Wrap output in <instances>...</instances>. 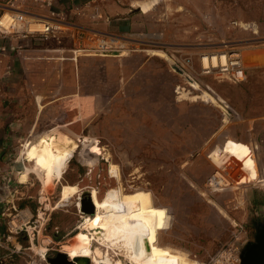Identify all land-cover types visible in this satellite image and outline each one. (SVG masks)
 Returning <instances> with one entry per match:
<instances>
[{
    "label": "rangeland",
    "instance_id": "rangeland-1",
    "mask_svg": "<svg viewBox=\"0 0 264 264\" xmlns=\"http://www.w3.org/2000/svg\"><path fill=\"white\" fill-rule=\"evenodd\" d=\"M187 1L207 9L206 20L187 13L182 6ZM14 3L31 12L47 10L29 0ZM152 10L153 29L130 37L117 35L123 41L112 45L107 40L108 48L95 53L122 57L126 51V56L139 52L141 63L146 57L148 64L123 83L112 104L102 105L79 127L65 126L58 106L43 110L38 102L26 110L20 103L11 105L10 81L1 79L6 93L0 96V237L10 248H19L1 264H46L36 247L42 243L48 248L49 262L62 252L60 243L72 237L81 221L73 203L56 204L60 183L43 191L39 175L62 134L81 143L63 181L78 182L82 199L90 186L101 196L116 185L103 158L108 152L124 187L133 186L163 210L156 242L176 252L177 264H241L248 244L264 229V0H158ZM245 22L253 23L254 29L242 28ZM237 48L248 66L243 80L200 72V52ZM186 74L198 88L186 82ZM177 84L186 91L176 93ZM90 157L97 163L88 173ZM21 169L29 171L25 183L18 179ZM215 170L223 173L227 184L211 189L207 178ZM27 206L33 215L6 243L3 234L9 222L19 226ZM29 226L32 242L25 231L27 227L30 232ZM45 238L50 242H41ZM6 252L0 248L1 256Z\"/></svg>",
    "mask_w": 264,
    "mask_h": 264
},
{
    "label": "crops",
    "instance_id": "crops-1",
    "mask_svg": "<svg viewBox=\"0 0 264 264\" xmlns=\"http://www.w3.org/2000/svg\"><path fill=\"white\" fill-rule=\"evenodd\" d=\"M85 1H56L55 9L63 10L65 16L71 19V33L62 35L57 40L37 41L33 38L11 40L12 46L8 48L0 62V83L4 77L9 79L11 105L20 103L27 107L26 110L30 107L35 108L38 102H41L43 110L58 106L63 112L64 120L67 121L65 126L79 127L84 123L82 121L92 119L99 109H103L102 105L112 104L111 101L120 93L123 83L140 74L141 69L148 64L146 57L141 63L139 52L126 56V51L122 57L75 56L71 52L74 48L72 33L84 36L81 33L86 34L85 32L92 30L101 34L135 36L136 32L142 33L147 29H153L152 8L158 0H95V10L102 18L90 17L92 10L84 15L76 14L79 10L76 6H82ZM182 6L187 13L200 15L202 20H206L204 17L208 15V11L202 5L194 7L187 1L182 2ZM94 15L97 17V14ZM152 55L159 56L153 53ZM35 65L47 68L35 70L33 69ZM176 88V93L180 90L186 91L180 84H177ZM3 93L6 91L0 85V96ZM166 93L172 94L171 90ZM14 96L15 100L12 98ZM18 96L22 97L18 100ZM23 96L26 97L25 100ZM13 108L15 107L9 109ZM25 209L31 212L28 206Z\"/></svg>",
    "mask_w": 264,
    "mask_h": 264
},
{
    "label": "bare ground",
    "instance_id": "bare-ground-1",
    "mask_svg": "<svg viewBox=\"0 0 264 264\" xmlns=\"http://www.w3.org/2000/svg\"><path fill=\"white\" fill-rule=\"evenodd\" d=\"M0 22L6 23V16L1 17ZM151 50L160 51L155 48ZM76 51L77 55H95V53ZM101 51L103 50L99 49L94 52L100 54ZM241 56L246 72L248 66L244 63L243 54ZM163 57L168 59L164 52ZM198 59L202 61L203 66L207 67L226 62V56L222 51L209 52L208 54L200 52ZM184 76L190 86L199 87V83L190 75ZM80 144L66 134L59 135L39 174L43 191L50 190L52 186L60 183L56 204L68 206L73 203L80 213L81 221L77 224L76 231L68 241L60 243L59 250L64 252L69 259L88 258V264H177L178 255L176 252L165 246H160L156 242L155 234L160 229L163 210L142 194L140 195L133 186L124 187L120 169L115 165L116 163L110 161L108 152H104L103 158L109 162L108 173L111 178L115 179L116 185L106 189L101 196L96 187H88L87 193L95 211L90 214L82 210V189L79 183L63 181L68 163ZM83 145H87L86 142ZM89 161L91 164L88 173L97 163V161H93V157H90ZM17 175L19 182L22 183L28 181L30 176L27 169L19 170ZM207 184L211 189H218L227 184V181L221 171L215 170L208 176ZM213 203L215 204V202ZM38 214L43 215L42 212ZM30 215L31 212L24 209L21 211L19 221L24 222ZM31 229L32 227H30V234H32ZM30 242H32V237ZM41 242L46 244L50 242V239L45 238ZM36 248L38 249L35 253L40 259L46 264H50L45 256L48 248L42 243L40 247ZM82 258L77 259L74 264H87V261ZM61 261L63 260L61 259ZM25 264L40 263L30 260Z\"/></svg>",
    "mask_w": 264,
    "mask_h": 264
},
{
    "label": "built area",
    "instance_id": "built-area-1",
    "mask_svg": "<svg viewBox=\"0 0 264 264\" xmlns=\"http://www.w3.org/2000/svg\"><path fill=\"white\" fill-rule=\"evenodd\" d=\"M21 1L24 2L25 0ZM56 1L57 0H29V2L37 5L40 9L47 8L45 12H31L29 9L24 8L22 4H15L14 0H0V19L1 17L6 16V23L0 22V62L2 61L1 56H5L8 48L12 46V39L22 40L33 38L37 40H57L62 35L71 33V19L66 17L65 13L60 9H55V5L57 3ZM94 3L95 0H86L82 6H76V9H79L76 11V14L84 15L86 12L92 10L90 17L102 18V15L95 10ZM94 14H97V17H95ZM234 23L237 24L236 21ZM241 27L244 29H252L254 24L251 22H245V25H241ZM85 33L86 34L81 33L84 36H78L77 34L72 33L74 38V48L71 49V52L73 54H75L76 49L89 54L97 53L94 51L101 48H108L107 40L113 43L123 41L114 34H101L92 30ZM16 47L19 48L18 45ZM214 51H222L226 56V62H220L213 67H207L203 66L201 63L202 61L199 60L201 73L215 74L232 82H239L246 77L245 68L242 64L240 48L229 51L219 49L204 52L208 54L209 52L211 53ZM14 217L18 219V214H13V218ZM24 222H20L21 224L19 226L13 223V220L9 222L8 233L3 234V238L6 243L11 240L15 233H18L19 230L23 229V225L28 223L27 220L25 223ZM25 229L24 230L27 232L29 239H31L29 230L27 227ZM1 247L5 248L7 252L3 256L0 255V264L5 257H12V255H14V253L19 249L10 248L8 244L5 245L0 237V248Z\"/></svg>",
    "mask_w": 264,
    "mask_h": 264
},
{
    "label": "water",
    "instance_id": "water-1",
    "mask_svg": "<svg viewBox=\"0 0 264 264\" xmlns=\"http://www.w3.org/2000/svg\"><path fill=\"white\" fill-rule=\"evenodd\" d=\"M173 68H177L174 64H171ZM181 71V70H180ZM91 198L87 193V198L82 199L81 198V204H82V210L86 213H94L95 209L93 207V204L91 202ZM82 257H77L74 260L69 259L65 253L63 252H57L56 256L54 258H49L50 264H74V262L77 259H81ZM61 259L63 261H61ZM85 261L88 262V258H82ZM241 264H264V243L260 244V246H257L253 251H248L246 256L241 259Z\"/></svg>",
    "mask_w": 264,
    "mask_h": 264
},
{
    "label": "flooded vegetation",
    "instance_id": "flooded-vegetation-1",
    "mask_svg": "<svg viewBox=\"0 0 264 264\" xmlns=\"http://www.w3.org/2000/svg\"><path fill=\"white\" fill-rule=\"evenodd\" d=\"M263 243H264V229L260 230V232L259 231L256 232L254 242L248 244V248H246L247 251L245 252V254H243V256L245 257L248 251H253L257 246H260V244Z\"/></svg>",
    "mask_w": 264,
    "mask_h": 264
}]
</instances>
